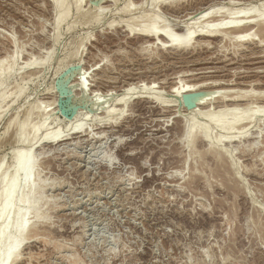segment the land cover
<instances>
[{
    "label": "rangeland",
    "instance_id": "374dc122",
    "mask_svg": "<svg viewBox=\"0 0 264 264\" xmlns=\"http://www.w3.org/2000/svg\"><path fill=\"white\" fill-rule=\"evenodd\" d=\"M162 1L0 0L10 264H264V0Z\"/></svg>",
    "mask_w": 264,
    "mask_h": 264
},
{
    "label": "bare ground",
    "instance_id": "6f19581e",
    "mask_svg": "<svg viewBox=\"0 0 264 264\" xmlns=\"http://www.w3.org/2000/svg\"><path fill=\"white\" fill-rule=\"evenodd\" d=\"M50 1V0H49ZM52 1V0H51ZM54 2L53 3H55V5H61L62 4V0H53ZM160 1V0H159ZM164 1V0H163ZM162 1V2H163ZM52 3V2H51ZM54 5V6H55ZM57 6V8H59ZM129 6V5H128ZM54 8H56V7H54ZM253 10V7H250L249 9H247L246 10V13H250L251 11ZM254 11V10H253ZM242 12V11H241ZM255 12V11H254ZM61 14V13H60ZM59 15V14H58ZM247 15V14H246ZM257 15V14H256ZM61 16V15H60ZM264 16V15H263ZM243 17H245V16H243ZM243 17H240L239 16V22H234L233 21V24H232V26L231 27H233V28H238V27H240L239 29H241L240 31H238V32H243V30H245V31H249V29H251V28H253L254 26H252V25H249V24H247V23H253V22H250V20H251V17L252 16H249V14H248V17H250L249 19L247 18V19H245V21H243L244 19H242ZM254 17V16H253ZM141 18V17H140ZM241 18V19H240ZM246 18V17H245ZM155 19H156V16H153V17H151L150 18V20H149V22L146 24V26L145 27H143V28H141L139 31H138V33L140 34V36L141 35H151V36H153L154 38L157 36H159V37H162L163 39H164V42L166 41L167 43L169 42V43H171V44H175V45H179V44H181V43H184L183 42V40H186V41H189L188 39L190 38V35L193 33V31L191 30H188V29H185L183 32H181V33H174V32H172V30L171 29H168L166 26H168V25H166V26H161V27H157V26H155V24H154V22H155ZM238 19V18H237ZM253 19V18H252ZM254 20V19H253ZM226 21V20H225ZM230 21V20H229ZM235 21H237V20H235ZM220 22V21H219ZM221 22H223V21H221ZM264 22V21H263ZM258 23V22H257ZM256 23V24H257ZM223 24H225V22L223 23ZM227 24V23H226ZM229 24H231L230 22H228V25ZM242 24V25H241ZM244 24H246V25H244ZM259 24H261V23H259ZM127 25V24H126ZM126 25H124L125 27H126ZM129 25V24H128ZM128 25H127V29L129 28L128 27ZM144 25V24H143ZM253 25H255V24H253ZM132 27V26H131ZM139 27V26H138ZM137 27V28H138ZM140 27H142L141 25H140ZM139 27V28H140ZM258 28V27H257ZM126 29V28H125ZM131 29V28H130ZM134 29V28H133ZM208 29V28H207ZM239 29H236V30H239ZM132 30V29H131ZM131 30H130V33H131ZM213 30V29H212ZM226 30V29H225ZM133 31V30H132ZM137 31V30H136ZM217 31V30H216ZM230 31V30H229ZM244 31V32H245ZM129 32V31H128ZM135 32V31H134ZM199 32V31H198ZM205 32H207V31H205ZM209 32V31H208ZM214 32V31H213ZM223 32V31H222ZM241 32V33H242ZM137 33V34H138ZM212 33V32H211ZM224 33V32H223ZM234 33V32H233ZM210 34V33H209ZM213 34V33H212ZM218 34V33H217ZM244 34V33H243ZM205 35V34H204ZM233 35V34H232ZM240 35V34H239ZM241 36V35H240ZM239 36V37H240ZM243 36V35H242ZM241 38V37H240ZM156 39H158V38H156ZM147 40V39H146ZM152 40V39H151ZM155 41V40H154ZM159 41V40H158ZM157 41V42H158ZM162 41V40H161ZM145 42V41H144ZM208 43V42H207ZM154 44V43H153ZM152 44V45H153ZM161 45H162V43H160ZM163 46V45H162ZM263 57V56H262ZM3 60H4V58L3 59H0V66H1V64H2V62H3ZM29 64H31V63H26V66H28ZM26 66H24V67H26ZM257 70V69H256ZM186 84V83H185ZM190 85V84H189ZM130 86V85H129ZM151 86V85H150ZM186 85H184L183 84V86H182V88L180 89V91H179V89L177 88L176 89V91H177V94L178 93H180L182 90H184V91H186V92H188V91H191L192 89V87H190V86H188V87H185ZM193 86H195V85H193ZM125 87V86H124ZM128 87V86H127ZM130 88V87H129ZM150 88V87H149ZM195 88H196V86H195ZM194 90V89H193ZM197 90V89H196ZM131 93V92H130ZM129 93V94H130ZM128 94V95H129ZM124 95V94H123ZM137 96V95H136ZM201 96V95H200ZM196 97L197 98H199L198 97V95H196ZM129 98V97H128ZM119 99H121V98H119ZM118 99V100H119ZM122 99H124V100H127V99H125V97H123ZM200 100H203V99H201V98H199ZM153 100V99H152ZM156 100V99H155ZM192 100V99H191ZM150 101V100H149ZM121 102V101H120ZM125 103H126V101H124ZM123 102V103H124ZM138 103V102H137ZM127 104V103H126ZM121 105V104H120ZM125 105V104H124ZM139 105V104H138ZM141 106V105H140ZM138 107V106H137ZM143 107V106H142ZM157 107V106H156ZM117 110V109H116ZM122 109H119V111H121ZM110 111V110H109ZM209 111H210V109H209ZM111 112V111H110ZM202 113V112H201ZM205 114H203V115H206L207 113H208V111L206 112V110H205V112H204ZM245 113V112H244ZM29 114V113H28ZM212 115V114H211ZM210 114H207L206 116H209V118L210 117H212V119H209L210 121L211 120H213L211 123H213L215 120H217L216 119V117L214 118V116L215 115H212L211 116ZM15 116H17V115H15ZM29 117V116H28ZM215 120H214V119ZM15 119V118H14ZM218 121V120H217ZM220 121H223V120H220ZM218 122V123H220L219 124V126H221L222 124H225L226 122H230V121H228V120H226L225 121V123L223 122L222 124H221V122ZM240 121V120H239ZM246 121V120H245ZM14 122V121H13ZM214 124H216V123H214ZM226 124H229L230 125V123H226ZM238 124V123H237ZM236 124V125H237ZM8 125V124H7ZM228 125V126H229ZM231 125H233L232 123H231ZM21 126H24V125H21ZM204 127L203 128H200V136L202 135V140H208L209 139V130H208V127L207 126H205V125H203ZM224 126V125H223ZM227 126V125H226ZM226 126H224L225 128H227ZM222 127V126H221ZM224 127H222V129L224 128ZM233 127V126H232ZM239 127V126H238ZM229 128L231 129V127L229 126ZM221 129V128H220ZM264 129V128H263ZM82 130V129H81ZM81 130H79V131H81ZM213 130V129H212ZM225 130V129H224ZM78 131V132H79ZM227 131V130H226ZM228 131H229V129H228ZM57 132V131H56ZM56 132H53V134L54 133H56ZM82 132H84V131H82ZM198 132V133H199ZM223 132V131H222ZM22 133H24L23 131H22ZM68 133H69V130H68ZM67 133V134H68ZM70 133H72V132H70ZM211 133H212V131H211ZM215 133V132H214ZM57 134H59V135H61V133L60 132H57ZM80 134H81V132H80ZM91 134V133H90ZM242 134V133H241ZM20 135H22L21 133H20ZM51 135V134H50ZM56 135V134H55ZM59 135H57L56 137H54V135H52V137L54 138V139H52V140H55ZM64 135V134H63ZM63 135H62V137H63ZM77 135V134H76ZM214 134H212V136H213ZM218 135V134H217ZM235 135V134H234ZM237 135H239V134H237ZM236 135V136H237ZM244 134H242L241 136H243ZM45 136H47V138L46 139H48V135H45ZM44 136V137H45ZM68 136V135H67ZM66 136V137H67ZM235 136V137H236ZM51 137V136H50ZM49 137V138H50ZM61 136H60V139L59 140H57V143H58V141H61V140H64V139H66V138H62ZM64 137H65V135H64ZM221 137V136H220ZM234 137V138H235ZM43 138V137H42ZM62 138V139H61ZM225 138V137H224ZM226 138H227V136H226ZM233 138V137H232ZM44 139V138H43ZM45 139V140H46ZM68 139V138H67ZM229 139V138H228ZM51 140V141H52ZM210 140V139H209ZM208 140V141H209ZM220 140V139H219ZM50 141V142H51ZM215 141V140H214ZM230 141V140H229ZM56 142V141H55ZM207 142V141H206ZM209 142H212V140L211 141H209ZM221 142V141H220ZM224 142H225V140H224ZM228 142V141H227ZM52 143V142H51ZM208 143V142H207ZM226 143V142H225ZM255 143V142H254ZM210 145H212L213 143H209ZM214 145V144H213ZM218 150H220L219 148H218ZM221 151V150H220ZM218 152V151H217ZM22 164H21V166L19 167V168H17L16 170H15V173L16 174H18L16 171H21L22 172V174L21 175H23L22 177L24 178V181H28V180H26V179H28V177H29V174H30V171L32 170V168H33V160L30 158V157H27V158H24L23 160H22V162H21ZM15 173H14V176H16L15 175ZM13 176V178H15ZM13 181H15L14 179H12ZM11 181V180H10ZM10 181L8 182L9 183V185L10 186H12L11 187V192H10V194L11 193H13L14 191H16L17 189H18V186H19V183L17 184V183H15V184H13V185H11L10 184ZM12 182V181H11ZM8 185V186H9ZM7 186V185H6ZM6 186H4L5 187V189H9V187L8 188H6ZM3 190H4V188H3ZM6 191V190H5ZM5 193V192H4ZM8 194H9V192H7ZM6 193V194H7ZM6 194H5V197H6ZM13 195V194H12ZM4 197V199L3 200H5L6 198ZM23 197H24V195H20L19 196V199H18V202H16L15 200H14V197H13V202L14 203H19V201H22L23 200ZM11 198H7L4 202H2L1 204H2V207H1V209H3V210H1L2 212L3 211H5L6 209H7V207H9V205H10V202H11V200H10ZM13 203V204H14ZM13 206V205H12ZM13 207H15V205L13 206ZM8 209H10V207L8 208ZM2 212L0 213V218H1V214H2ZM11 215H9V216H6L5 218H3V220H2V222H1V224H0V264H10L13 260H15V258H16V256H17V258H19L18 257V255H16L17 254V248H18V245H19V243H20V241H21V237H20V232L19 233H17V232H15V230H13L12 229V227L14 226L15 228L19 225V220H23V217H24V214H25V211L24 210H22V209H14L13 208V210L11 211ZM5 214V213H4ZM11 224V225H10ZM62 257V256H61ZM27 260V259H26ZM28 262V261H27ZM38 264V263H37Z\"/></svg>",
    "mask_w": 264,
    "mask_h": 264
}]
</instances>
